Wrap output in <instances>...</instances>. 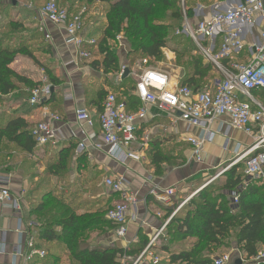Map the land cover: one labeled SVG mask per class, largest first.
Instances as JSON below:
<instances>
[{
	"label": "crops",
	"instance_id": "1",
	"mask_svg": "<svg viewBox=\"0 0 264 264\" xmlns=\"http://www.w3.org/2000/svg\"><path fill=\"white\" fill-rule=\"evenodd\" d=\"M192 1L198 4L197 7H211L217 2L225 0H215L206 5L202 4L201 0ZM30 2L32 3L31 0H26V3L19 4L14 1L12 5L14 12H18L21 5L31 11V14L29 13V18L26 19L20 18L21 15H19L21 20H11L10 17L4 16L0 22V30H5L6 22L7 25L11 21L22 23L26 31L25 34L29 37L28 44L37 57L39 54L44 55L45 53L37 51V44L39 43H36L34 36L37 30L40 31V26L35 18H32L33 7H28L32 4L27 6ZM36 15L38 16V14ZM4 26L5 28H3ZM34 27L35 29H33ZM41 27L42 32H40L43 34L45 41L53 48L54 58L61 62V69L67 80L66 86L69 88V92L66 95L62 93L61 104L56 105L55 108H52V106L51 108L43 107L42 105L33 106L30 104L32 92L29 93V88L24 84L18 83V89L12 94L0 96V125H2L0 127L5 126L6 122L16 117H21L28 124L36 126L38 123L46 121L49 113L58 114L62 118V123L56 125L61 131L59 142L55 147L52 145L45 146L40 155L41 160L54 162L57 154L69 149L67 147L71 144L74 143L76 146L80 142L87 144V152L83 155L78 156L76 148L73 150L70 174L64 181H59L58 185L61 186L70 182L83 188L81 189V194H78L79 199H76L77 204L84 201L80 198L87 197L85 191L91 188L94 190V194H92L93 200L103 203L105 200L112 199L111 205L113 208L120 198L118 194L111 193L105 187L104 180L109 176H118L124 178L128 190L137 200L136 207L131 209L126 238L117 240L111 232L110 237L108 234L105 235L107 239L105 242L108 245L102 244V246L126 248L132 244H137L141 245L140 248H142L145 245L143 252L148 249L155 256L165 254L169 257L167 253L162 251L163 247L169 248L170 251H176V249L186 244L185 242L174 244L170 242L167 232L168 225L172 219L200 191L224 178L222 174H218L220 176L217 175L208 180L207 173L210 170L217 172L234 161L232 159L236 157L237 148H239L238 150L247 148L252 144V139L243 132L233 130L227 118H221L210 127V131L215 134V138L212 142L205 145L198 161L194 157L193 146L187 140L191 137L203 136V129L189 126L185 122L180 121L178 116H171L160 112L155 107H150L146 117L137 122V140L132 146V150L135 152L143 151L144 160L141 162L127 160L122 163L116 161L111 156L112 147L105 145L102 140L100 124L98 123L99 108L97 102H93V100L96 101L97 93L102 90L109 92V94L113 93L123 78L120 77L119 81L116 82L112 75H109L105 76L106 79H104L103 73L101 75L100 71L93 69L91 66L80 65L76 51L71 47H67L64 43V28L48 22L41 23ZM85 39L87 41H98L93 36L90 37L88 35H85ZM11 46L14 47L15 43L12 42ZM36 66L29 58L18 56L10 68L19 75L39 83L42 70L40 71ZM54 69L57 68L55 67ZM57 70L59 71V68ZM214 70L217 71L215 68ZM86 75L90 77L82 79ZM173 85L179 86L178 78L176 81L173 79ZM86 90L89 91V94L86 93ZM135 90L132 93L134 96H136ZM256 98L261 103H264V100L259 97ZM140 106L136 112L139 111ZM80 110H87L92 119H94L92 127L77 122L76 114ZM18 153L16 146L7 139H3L0 142V162L2 166L6 164L7 156L10 158L9 165L14 166L16 163L11 156ZM3 168L0 167V178L9 182L14 198L21 201L22 211L18 214L9 206H0V264H22L23 258L16 255L19 252V230L25 232L30 221L34 219V217L30 216L26 201L28 184L26 182L23 184V181L18 179L15 174L5 172ZM169 190H174L175 194L170 198V204L165 205L156 198L155 194L164 196ZM78 213L82 214L84 211H79ZM19 220L21 221L19 222ZM158 234L160 236L151 246V242ZM44 246L50 247L46 243L41 248H39L38 244L37 248L43 249ZM263 248L261 247L260 251ZM58 249L61 255L67 253L64 245L62 249L61 246H58ZM37 257L39 256L35 258ZM67 257H69L68 253ZM35 258L30 264H33ZM149 260L147 257L145 264H148ZM243 262L245 261L243 260Z\"/></svg>",
	"mask_w": 264,
	"mask_h": 264
},
{
	"label": "trees",
	"instance_id": "2",
	"mask_svg": "<svg viewBox=\"0 0 264 264\" xmlns=\"http://www.w3.org/2000/svg\"><path fill=\"white\" fill-rule=\"evenodd\" d=\"M31 1L34 11L42 7L37 0ZM54 1L59 4L57 0ZM97 1L99 0H86L89 4ZM103 1L109 3L108 0ZM177 1L115 0L109 3L107 27L96 44L86 46L87 49H91L89 52L92 57L94 49L98 50L102 57L101 60L94 57L95 60L90 64L91 67L98 71L101 70L105 76L120 72L118 55L107 48V43L123 30L133 47L129 56L140 55L142 58L149 59L161 58L162 51L168 47L171 30L170 26L163 24L164 9H176V18L182 19L185 13L189 20L195 18L194 10L197 3L186 0L183 7L179 0L181 6L179 9ZM69 6L68 10L72 13L74 2H71ZM3 9L2 7V14ZM179 10L182 11L179 13ZM6 16L8 15L6 14ZM25 33L22 23L11 21L8 23V30L0 35V96L12 94L18 89V83L24 84L31 92L43 86L42 83H35L10 68L18 56H23L42 68L48 77L51 76L49 84L52 86L53 92L49 100L41 105L55 108L62 101L61 91H56L57 87L61 85V80L52 75L50 67L37 59L34 50L28 44L29 37ZM177 37L187 40L182 35ZM34 39L37 41L36 43H39L37 51L42 52L49 48V44L44 42L45 38L38 31H36ZM12 42L15 43L14 47L11 46ZM44 53L49 54V52ZM202 58L204 61L203 56ZM195 60L196 62L191 68L192 73L182 79L179 86H189L196 90L204 89L201 86L202 80L207 76L210 68L205 67L201 59L196 57ZM130 74L129 70L127 77L123 78L122 76V82L114 89L113 93L118 96L119 100L124 99L129 111L136 112L141 103L132 94L137 83L131 80ZM127 85H130V89ZM86 93L89 94V91L86 90ZM257 94L259 95V93H255V95ZM108 95L109 92L102 90L97 93L96 101L93 100V102H97L99 115ZM260 95L264 96L263 93ZM33 131L34 126L28 124L25 119L16 117L6 122L5 126L0 127V142L7 139L16 146L18 151L33 154L37 148ZM67 148L69 149L57 154L54 162L51 161L47 164V171L52 174L49 177L58 181H64L70 174L72 153L77 146L73 143ZM239 166H242L241 172L235 170L239 169ZM230 170H228L230 172L226 175L224 182L219 186L214 183L200 191L172 219L167 232L170 242L172 244L185 242L186 244L176 251H170L169 248L163 247L162 251L169 255V260L166 263L161 261L160 264H215L218 259L216 253L221 248L229 249V241H233L234 248L242 255L243 260H254L258 256L261 247H264V183L257 185L249 181L245 175V164L235 165ZM44 185L47 186V189L38 195L41 197L40 201L35 202L34 199H31L30 202L27 201L30 216L34 217L30 223L33 226L32 232L35 233L36 244H39V248L46 243L50 245V247L44 246L41 249L45 251V256L35 258L33 264H48L50 261L58 263L61 258L58 244L61 249L63 245L66 246V252L78 264H122L124 256L133 258L130 263L132 264L143 253L145 245L142 248L137 244L126 248L85 245L89 231L103 224L112 225L109 220L105 219L112 209V199L105 200L103 203L94 201L95 204L89 208L90 210L79 214V211H84V201L77 204L78 197L71 202L64 196H55L54 189L50 187L49 182ZM36 191L38 190L36 189ZM93 192L92 189V194H94ZM235 199H237V203ZM102 211L103 213H101ZM38 219L43 222V225L46 224L45 228L43 225L39 227ZM58 227L59 230H57ZM113 227L115 229L114 225Z\"/></svg>",
	"mask_w": 264,
	"mask_h": 264
},
{
	"label": "built area",
	"instance_id": "3",
	"mask_svg": "<svg viewBox=\"0 0 264 264\" xmlns=\"http://www.w3.org/2000/svg\"><path fill=\"white\" fill-rule=\"evenodd\" d=\"M181 3L184 7L186 0H181ZM86 11L84 9L80 14L71 13L51 0L36 13L43 24L48 22L64 28L65 45L76 51L78 59L87 60L92 56L86 46L94 45L96 41L85 39ZM194 13L195 23L185 13V26L178 34L194 44L207 63L221 74L222 80L196 90L189 86H174L171 76L166 72L145 69L138 77L135 90L141 103L138 112L129 111L126 102L119 100L116 94L110 93L107 96L99 115L102 140L105 145L112 147L111 156L116 161H143V151L132 150L137 140V122L146 117L150 107H155L160 112L178 116L180 121L189 126L203 129V136L187 140L193 146L194 157L199 161L205 145L215 138L210 127L221 118H227L233 130L243 132L252 139V144L247 148H237L233 165L245 164V175L249 181L257 185L263 184L264 103L256 98L255 93L264 94V0H225L211 7L198 6ZM1 15L2 0L0 22ZM125 70L123 68L120 77ZM52 92V86L44 84L32 91L30 104L41 105L51 97ZM47 116L46 121L34 127L33 136L38 147H55L59 142L61 131L56 125L62 123V118L58 114L49 113ZM76 119L91 127L94 124L87 110L77 112ZM86 152L87 144L80 142L76 154L80 156ZM104 184L111 193L119 195L120 199L108 212L107 219L115 226L114 238L123 240L128 234L131 209L136 207L137 200L122 177H106ZM174 194V190H169L164 196H155L161 203L169 205ZM235 202L237 203V199ZM0 206H9L18 214L22 211L20 199L14 198L9 182L1 178ZM32 229L30 223L25 232L19 230V252L16 255L23 258L22 264H30L36 256H45V251L37 248ZM159 236L160 234L154 238L151 246ZM238 255L241 258L242 255ZM147 257L150 264L161 262L147 249L132 264H145ZM132 260L133 258L124 256L122 264H130ZM234 261L233 256L224 255L215 264H233ZM252 261L264 264V248Z\"/></svg>",
	"mask_w": 264,
	"mask_h": 264
},
{
	"label": "rangeland",
	"instance_id": "4",
	"mask_svg": "<svg viewBox=\"0 0 264 264\" xmlns=\"http://www.w3.org/2000/svg\"><path fill=\"white\" fill-rule=\"evenodd\" d=\"M14 1H16L19 4L26 3V0H2V7L4 9H3V14L1 15V18L6 16V14L11 18V20H21L19 19V15H21L20 18L22 19L29 18L28 15L31 14V11H28L25 6L20 5L19 11L14 12V9L12 8ZM49 1L50 0H37V2H39L40 5H42V7L45 6V4H47ZM57 1L59 3V6L63 9H67L69 4L71 2H74L76 7L74 6L75 10H73V12L75 14H80L83 12L84 9H86L87 10L85 14L86 35L90 37L93 36V38L96 40H99L101 38L103 30L107 27V24H108L107 17L109 13V3L114 2V0H108L109 3L103 0H99L93 4L87 3L86 0H57ZM171 1H174V0H171ZM213 1L215 0H201V2H203L202 4H205V5L207 3L210 4ZM29 4H31V2L28 3L27 6ZM177 8L181 9L179 0L177 1ZM181 11L179 10V13ZM32 13H33L32 18H35L36 22L39 23L40 28H42L41 27L42 21L39 18V16L36 15L37 13L33 10H32ZM175 14H176V9L165 8L163 15H162L163 24L170 26L171 30L169 32V37H168L169 38L168 47L162 51L163 54L161 58L149 59L146 57L142 58V56L140 55H134L133 57L129 56L130 52L133 50V47H132L131 41L127 39L124 30L116 34L113 40L108 41L107 48H110L118 55L119 62H120V69H121L120 72L111 74L116 82L119 81L120 75L122 74V71H123V67H125V69H129L131 71L130 78L133 82H136V83L138 81L139 75H141L142 71H144L145 69H154V70L166 72L175 81L178 78V81L180 83L182 79L187 77L188 74L192 73L191 68L193 67V64L196 62L195 60L196 57L202 60V64L205 67L210 68V71L208 72L207 76L204 78V80H202L201 86L203 88L207 87L210 84H214L216 81L222 80L221 74L215 71L214 68L210 64L207 63L206 60L203 61L202 55L200 54L199 50L196 49V47L190 40L177 37L179 36L178 32H180V30L185 26L186 20H185V15L181 19V18H176ZM190 21L192 23H195V18L191 19ZM5 26L3 27L5 28L4 31H2V29L0 30V35L8 30L7 22ZM27 28L31 29L30 27H27ZM40 28L39 30L41 31ZM33 29H35V27ZM40 31H38V33L42 34L41 33L42 31L41 32ZM44 42L47 44V41H45V39H44ZM90 50L91 49H88V51ZM43 51L49 52V54H44V55L39 54L37 58L40 60L42 64H45L51 68L52 75H55L60 78L61 85L60 87H57L56 91L59 90L61 91V93L66 95V93L69 92L68 90L69 88L66 86L67 80L65 76L63 75V71L61 69V62L57 61L54 58L53 52H52L53 48L50 45L48 49L46 50L44 49ZM94 57L100 60L102 59V57L99 55V51L94 49L93 58L91 57L90 59H87V60L83 59V61L79 59L78 63L80 65L83 64V66L85 67H90L91 66L90 64L93 62V60H95ZM34 65L36 64L34 63ZM36 67L40 71L42 70L41 71L42 74L40 76L41 81L39 83H43V84L51 83L49 79V77L51 78V76L48 77L42 68H40L39 66H36ZM55 67L57 69L59 68V71L57 69H54ZM99 71L102 75L101 70ZM102 76L104 77V79H106L104 74ZM89 77L90 76L86 75V76H83L82 79H87ZM127 87L130 89V85H127ZM28 92L31 93V90L29 89ZM255 96L264 100L263 95L257 94ZM0 112H1V109H0ZM43 149L44 147H37L35 153L29 154V155H26L24 152H21V151H19L17 155L13 154L11 157L14 158L15 160L16 164L14 166L9 165L8 162L10 158L9 156H7L6 164L2 166L0 162V167H4L3 170L5 172L15 174V176H17L18 179L23 181V184L25 182L28 184V188H27L28 196L26 198V201L30 202L31 199H34L35 202L40 201L41 197H38V195L43 190L47 189V186H45L44 184L49 182L50 187L54 189L53 191H54L55 196L56 195L64 196L66 199H69L71 202H73L72 200L77 198L78 194H81V189L83 188L75 186L70 182H67V184L64 183L63 185L59 186L58 185L59 181H57L54 178L49 177V175H52V174L49 171H47L48 162L42 161L41 156H40ZM233 163L234 161L230 162L228 165H225L223 168H221L217 172L210 170L207 173L208 180L210 178L216 177L218 174L220 175L222 174L224 178L219 179V181L215 183L216 186H219L222 182H224V180L226 179V175H228L229 172L231 171L230 169L234 166ZM241 167L242 166H239V169L237 168L235 170H237V172H241L243 170ZM36 189L38 191H36ZM86 193H87V197L81 198L82 200H84V208H83L84 212H87L88 210H90L89 208L90 207L92 208V205L95 204L93 203L95 200L92 199L93 197L92 189L90 188L88 191H86ZM101 213H103V211ZM37 222L38 224H40L39 227L43 225V222L41 220L38 219ZM43 226H44L43 228H45L46 224ZM57 230H59V227L57 228ZM114 230L115 229L113 225H110V224L108 225L103 224L99 227H96L95 229L88 232L89 234L87 235V241L85 245L87 246H102V244L108 245L105 242L107 241L105 235L108 234V236L110 237L111 232L114 235ZM228 245H230L229 249L221 248L216 253V256L220 258L224 255H231L233 256L234 260L236 258H240V257H234V255L238 251L234 248L233 241H229ZM57 246H60V244H58ZM54 248H57V247L54 246ZM60 256L61 258L58 263H54L50 261L48 264H78L70 256L67 257V253L63 255H61L60 253ZM157 257L160 259V261L164 263L168 262L169 260V257H167L165 254H162V255L159 254V256ZM244 261L245 262L243 264H257L256 262L252 260L250 261L244 260Z\"/></svg>",
	"mask_w": 264,
	"mask_h": 264
},
{
	"label": "water",
	"instance_id": "5",
	"mask_svg": "<svg viewBox=\"0 0 264 264\" xmlns=\"http://www.w3.org/2000/svg\"><path fill=\"white\" fill-rule=\"evenodd\" d=\"M129 75V70L126 69L123 74V78ZM234 257H239L238 252L234 255ZM233 264H243V260L241 258H236Z\"/></svg>",
	"mask_w": 264,
	"mask_h": 264
},
{
	"label": "bare ground",
	"instance_id": "6",
	"mask_svg": "<svg viewBox=\"0 0 264 264\" xmlns=\"http://www.w3.org/2000/svg\"><path fill=\"white\" fill-rule=\"evenodd\" d=\"M242 259V258H241ZM243 260V259H242ZM244 263V262H243Z\"/></svg>",
	"mask_w": 264,
	"mask_h": 264
}]
</instances>
